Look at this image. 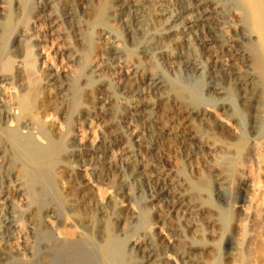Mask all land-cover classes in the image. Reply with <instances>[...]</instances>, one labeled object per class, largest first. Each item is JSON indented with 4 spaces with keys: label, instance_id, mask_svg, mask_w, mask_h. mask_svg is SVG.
I'll use <instances>...</instances> for the list:
<instances>
[{
    "label": "bare ground",
    "instance_id": "obj_1",
    "mask_svg": "<svg viewBox=\"0 0 264 264\" xmlns=\"http://www.w3.org/2000/svg\"><path fill=\"white\" fill-rule=\"evenodd\" d=\"M10 1L0 0V43L12 15L18 22L35 9V20L40 13L49 19L51 35L71 39L61 53L77 74L65 80L59 70L46 71L45 103L33 108L31 98L41 96L34 85L28 92L20 72L16 83L0 72V264L23 257L28 264H214L217 248L208 246L211 260L201 256L195 239L201 230L190 218L203 215L209 234L218 237L228 209L244 215L248 187L260 183L251 224L242 225L240 217L238 232L222 241L228 263L264 264V0H13L7 8ZM60 24L65 32H57ZM21 33L14 36V59L24 51ZM81 90L86 102L78 99ZM63 106L79 115L78 123L104 127L97 144L72 139L60 147L65 132L49 118ZM175 137L187 150L173 170L151 151ZM203 143L235 154L248 143L236 162L249 163L254 177L232 183L236 200L226 195L231 183H219L210 202L198 149ZM117 148L122 165L114 159ZM112 168L114 193L104 197L98 184ZM62 176L66 186L59 188ZM14 200L22 201L21 209ZM151 210L154 218L143 217ZM63 218L71 231L59 230ZM19 223L27 229L21 249L12 243ZM123 239L130 241L126 248Z\"/></svg>",
    "mask_w": 264,
    "mask_h": 264
},
{
    "label": "rangeland",
    "instance_id": "obj_2",
    "mask_svg": "<svg viewBox=\"0 0 264 264\" xmlns=\"http://www.w3.org/2000/svg\"><path fill=\"white\" fill-rule=\"evenodd\" d=\"M3 5L1 4V6H3V8L5 9L6 8L5 7V4H3ZM12 5H13V0L10 1V5L9 6H7V5L6 6H7V8H9V7H12ZM34 11H35V9H34ZM34 11L33 12H30L28 14V18L27 19H24V20L21 19V21L19 20L20 22L19 21L17 22L16 21V18L12 15L11 18H10V20L8 21V23H6V26L4 27V32L5 33L3 32L4 35H2L3 38L5 37V41H2L1 40V43H0V72L1 73H4V74H7L8 76L12 77L13 82L15 81V79L17 80V76H15V75L19 74V72H20L21 78L23 76V79H25L24 83L25 84L27 83L25 85L27 87L26 90H28V92H29V91H32V89L35 88V92H39L41 94V92H42L41 91L42 90L41 87L44 84L42 77L44 76L43 74L46 73V71H51V70L54 71L55 69H56V71L59 70L58 71L59 73H61L63 75L66 74L65 77L67 79L64 77L65 80H69L71 78L73 79L74 76L77 74V71L75 69L76 68L75 65H73L74 63L72 64L71 61L66 60L67 58H65L64 55L61 53V51H63L64 45H65L64 43L65 42L68 43V41H71V39L68 38V37H66V40L67 41L64 40V42H63L62 39L56 37V33L54 35V32H52V35H51L50 30H51L52 24L49 22V19L46 18V16H45L44 13H42V14L40 13L38 19L35 20L33 18L34 17L33 16ZM30 14L32 15V17H29ZM45 21H46V23H44ZM24 22H27V23H24ZM60 25L58 27L60 31L57 30V32H62V31L65 32L67 30L66 27H65L66 25L65 24H63V25L60 24ZM28 27L30 28V30H29ZM61 27L63 28V30H62ZM6 28L8 29V31H7ZM10 30L12 32L10 34H8V32ZM24 30H26V31H24ZM27 30H28V35L26 34L27 33ZM45 31L47 33H49L50 36L47 37L48 34ZM20 32H22L21 34H23V36L26 38V42L20 46L21 47V50L22 51L24 50L23 53H22V56L19 57V58H17V59H14V57H12V54L14 53V48H13L14 45L13 44L15 43L14 36L20 34ZM44 32H45V34H43ZM37 33H39L42 37L39 34H37ZM12 34H13V36H12ZM27 36H29V37H27ZM54 36L57 39H54ZM6 39H8V40H6ZM71 42H69V43L71 44ZM60 43L63 44L62 47H60V45H61ZM32 44L33 45L36 44V45H34L32 47L31 46ZM66 45H65V47H66ZM69 45H67V46H69ZM58 47H59V49H58ZM11 50H13V51H11ZM37 52H40V55L38 57L36 56V58H35L34 55L37 54ZM9 58H11L13 60H11ZM30 60H32V61H30ZM4 61H9L10 62V65H9L8 70H4L3 71L2 64H3ZM26 62H28V63H30V62L31 63H34V64H32L30 66V68H31L30 72L32 70L35 71V72L32 71V73H31V74L35 73V74L31 75L32 78H33L31 80L32 83L30 81H28V79L29 80L31 79V76H29V74H30L28 72L29 69H26V68H28V66H27L28 63H26ZM17 67H19V69L21 68L20 70L23 71V73ZM17 70H19V71L17 72ZM25 70H28V71H25ZM25 72L26 73L28 72L29 74L28 73L26 74ZM25 74L28 75L27 76L28 79L25 77ZM35 75H37V76H35ZM33 76H35V77H33ZM35 78H36V81L37 82H38V80L40 81V82H38L39 83L38 85H35L37 83L36 81H34ZM15 83H16V81H15ZM29 83H30L31 86L34 85L32 89H28L29 87H31V86H29ZM41 83H43L42 86H40ZM36 86L37 87L40 86V89L38 87V90H37L36 89L37 88ZM80 92H78L79 93L78 94L79 95V97H78L79 101L80 102H86L87 101L86 92H84L83 90H81ZM38 95H39L38 93H37V95L35 94L33 96V98H31V100H30L31 101L30 102V105H32L33 108L38 107V105L39 106L42 105V104H39V103H41L42 100H43L42 103L43 104L45 103L44 99L42 98L43 97V94H41V96L40 95L38 96ZM36 96H38V97H36ZM48 98L50 100L52 98V96H50ZM84 98H86V99H84ZM51 100H54V99H51ZM56 101H57V99H56ZM63 107H61L60 110L56 114H54L53 116L51 115L52 118L51 117L49 118L50 119L49 120L50 121L49 123H51V120L54 119V121L52 120V124H53L52 126L53 127H56L57 128L58 124L61 122V125L60 126H61L62 129L61 128L60 129H61V131L63 130V133L65 132V134H63V135H65V137H63V139L61 140V144L60 145H62V146H60V147L63 149L66 146V144H68V142L70 140H72V139H74V140L76 139V140L79 141V143H82L83 145H86V146H93V145L97 144L99 142V140L101 139V137L104 136L103 135L104 134V127H102V125L99 124V122L98 121H95V120H90V121H86V122H83V123L82 122L81 123H78V121H77L78 117L77 116H79V115L77 113H75L74 111L73 112L72 111H68V112H70V114H69L67 111H64L65 109L67 110V108L66 107L63 108ZM65 112L69 116L64 117L63 115H65ZM71 113H75V114H71ZM66 118L68 119V121H67ZM64 121H67V123L64 122ZM65 125H67L66 128H64ZM124 134H125L124 135V138L125 137L126 138H130L132 136V132L128 128H125L124 129ZM177 138L180 139V137H177ZM177 138L176 137L174 139L171 138L170 140L169 139H166L165 140V138H164V139L161 140V142L158 145L159 147H161V149L157 146V151H151V152H154L155 153V158L162 165H164L167 168H171L173 170H176V168L179 165H182L183 159H184L183 156L186 154V150H187V148H185V145H187V144H181ZM199 147L200 148H198V149H200V153H199L200 154V158L201 159H204V163H206V165H207V166L204 167V175L205 174L207 175V176L205 175V177H206L207 186H208V189H209L210 195H211L210 196L211 197L210 198V200H211L210 202L212 203V202H214L216 200V197H215V194L214 193H215V189H216L217 185H219V183L221 185H225L227 183H229V184L231 183V186L230 187H233V188L232 189L231 188L230 189H227L228 191L226 192V195L228 194L230 196V199L231 200H236L237 194H236V190L234 188L235 187L234 185L240 179H245L246 178L245 180H247L249 182L251 180V178L253 179V177H254L253 172H251V167L249 166V163H248V165H246L248 167H246L245 164L243 165L242 162H241V164L238 163V162H236V160H239L245 154L246 149L248 147V143H245L242 146V148L240 149V152L241 153H239V154H235V153H233V151L231 152V150L223 149L221 147H217V148L216 147H209L208 145H206V143H203V145L200 144ZM211 150H212V152H211ZM215 155H218L219 157L218 156H215ZM114 159H115V161H116V163L118 165H122L123 162H124V156H123V154H122V152L120 151L119 148L114 149ZM189 169H190V167L188 168V166L186 165V170L188 171ZM79 171H81V173H84L86 171V169H81V170L79 169ZM112 173L113 174L114 173L117 174L116 168H114V169L112 168L109 171L108 180L109 181L112 180L110 183H109L108 180L107 181L104 180L103 183H99L98 184V185H100L99 188H101V189L104 190V197H106V196L110 197L114 193V191H113L114 189H113L112 186H113L114 183H116V180L115 179H116V176L117 175H113ZM261 173L262 172L259 173L260 174V177H261L260 180H262L263 175H264L263 173L261 175ZM86 177L89 178V176L86 175V176H84V179ZM61 178H63V176L60 177V178H58V180H60V181L57 180V186L59 188H62V186L63 187L66 186L65 182H62L63 179H61ZM80 179H83V177L80 178ZM260 185H261V183L258 186H260ZM93 186H94V184L92 185V187ZM258 186H254L255 189H252L253 187H251V186L248 187V190H247L248 194L247 195L250 196L251 199H250V197H247V199H246L245 205L247 206V203H249V204L247 206V210L248 211H246L244 213V215L243 214H241L242 216L239 215L234 207H230L228 209V212H229L228 213L229 214L228 215V218L225 221L222 234H220V236H218V237H217V235L211 236L209 234L210 229H211V226H210L211 224H210V222L208 220H206L203 217V215H198L199 217H197V218H196V216H193L192 218H190L191 219L190 221H195V223H194L195 226L198 227V228H200V230H201L200 231V234H199V238L200 239H198V236H195V239H196L197 244H198V247H199V252L202 253L201 256L204 255L203 257H205V258L207 256L208 260H211V258H209V256L213 255L214 253H217V254H219V258L217 259V261L214 264H219V263L220 264H230V263H228L226 261L227 260V258L225 257L226 251L224 249V244H223V241L222 240H224V237H226L228 234H230V233H237L238 232V229L236 228V225L235 224L238 221L237 219H239L240 217H241L240 219H241V224L242 225L244 224V225L248 226V225L251 224L252 221L250 220V218H251V216H253L254 211L256 210L255 209L256 207H254V206L260 205V204H258V203H260V199H259V196L257 194L258 193V188H257ZM233 190L235 191V193H234ZM254 190L255 191L257 190V191L255 192ZM253 197H255V198H253ZM256 197L259 199V201H258V199ZM121 200L122 199H117V201L115 202L117 207H119V206L122 207L123 206V203H124L123 201L124 200H122V201ZM247 200L249 202H247ZM14 201H15V205H17V206H15L16 209H18V210L21 209L20 206L22 205V201H19V200L18 201L17 200H14ZM251 204L252 205L255 204V205L252 206ZM142 206H144V203L141 202L140 203V207H142ZM156 215H157V212L154 211V210L153 211L152 210L149 211L147 213V215L145 214V216H144V213H143V217H147V219H152ZM200 216H201V218H200ZM243 216H245V217L243 218ZM61 221H62V219H61ZM62 222H64L63 224L65 226L61 223L62 225H59V230H61L62 228H65L67 231H69V230L71 231V229H69V227L67 226V224H65V223H67L66 219H64V221H62ZM249 222H250V224H248ZM23 226L24 225L22 223H19L18 224V228H17V232L18 233L15 234L16 236H14V240H12V243L15 242L16 245L18 244V247H20V249H21V246L23 248L25 245H27L26 244L27 243V239H25V240L23 239V238H26V235L25 234L27 233V229H25V227H23ZM61 226H62V228H61ZM65 229H64V231H66ZM154 230H158V228L155 227ZM152 231H153V229L150 230V233ZM162 231H163V229H161V232ZM161 232L159 234H161ZM154 239H155V237H154ZM22 242H24V243H22ZM215 242H216V244H215ZM122 243H123L124 247L126 248L127 245L130 243V241L128 239H123L122 240ZM211 245H213V246H211ZM208 246L211 249H213V248H214V250L216 248L217 249H216L215 252L213 250L214 253L211 252V254H210V253H207V251L209 249ZM18 263L19 264H28L26 262V258L25 257H23V259L19 260Z\"/></svg>",
    "mask_w": 264,
    "mask_h": 264
}]
</instances>
